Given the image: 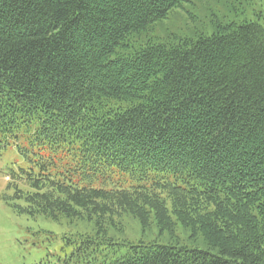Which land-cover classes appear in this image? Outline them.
<instances>
[{
    "label": "trees",
    "instance_id": "trees-1",
    "mask_svg": "<svg viewBox=\"0 0 264 264\" xmlns=\"http://www.w3.org/2000/svg\"><path fill=\"white\" fill-rule=\"evenodd\" d=\"M183 1L0 0L7 184L31 215L95 226L52 264H264V25L154 36ZM126 215L205 247L119 241Z\"/></svg>",
    "mask_w": 264,
    "mask_h": 264
},
{
    "label": "rangeland",
    "instance_id": "rangeland-1",
    "mask_svg": "<svg viewBox=\"0 0 264 264\" xmlns=\"http://www.w3.org/2000/svg\"><path fill=\"white\" fill-rule=\"evenodd\" d=\"M217 17L221 20L258 21L264 25V0H184L181 7L155 25L153 35L163 39L169 34L180 37L193 36L194 32L210 34L214 30L212 21ZM6 157L12 168L27 166L26 160L14 148L7 152ZM7 181L5 164H0V264H34L47 260L49 264L57 263L58 257L65 254L63 247L67 237L95 230L93 222L86 219H53L23 211L24 200L15 197L16 189ZM121 222L122 231L114 227L109 231L119 241L166 244L178 240L189 246L205 247L200 237H191V231L180 223L175 225L171 234L167 230H159L153 217L146 227L128 215Z\"/></svg>",
    "mask_w": 264,
    "mask_h": 264
}]
</instances>
